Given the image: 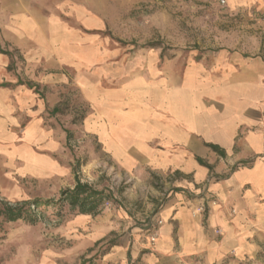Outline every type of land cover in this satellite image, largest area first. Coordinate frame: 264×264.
Instances as JSON below:
<instances>
[{"label":"rangeland","instance_id":"obj_1","mask_svg":"<svg viewBox=\"0 0 264 264\" xmlns=\"http://www.w3.org/2000/svg\"><path fill=\"white\" fill-rule=\"evenodd\" d=\"M221 1L5 0L0 5V47L13 53L0 54V85L15 93L26 88L16 87L18 80L31 82L44 96L35 94L32 114H41L33 122L39 132L35 141L5 137L27 128L31 112L25 106L13 111L22 119L21 128L10 124L7 132L0 131V198L11 204L58 201L75 185L73 167L80 160V180L115 200H105L96 214L59 203L36 209L34 223L4 224L0 264H80L93 256L98 264L113 249L105 254L111 242L133 239L136 228L146 234L179 177L120 170L93 132L104 114L95 102L127 82L136 86L155 78L164 63L170 70L183 71L197 62L199 70L220 71L227 56L253 53L260 45L264 56V20L232 12ZM21 10L44 31L36 41L16 46L14 20L17 13L23 17ZM156 42L161 48H143ZM57 107L60 112L52 115Z\"/></svg>","mask_w":264,"mask_h":264},{"label":"crops","instance_id":"obj_2","mask_svg":"<svg viewBox=\"0 0 264 264\" xmlns=\"http://www.w3.org/2000/svg\"><path fill=\"white\" fill-rule=\"evenodd\" d=\"M224 1L232 12L264 20V0ZM25 14L21 10L23 17L15 16L16 46L38 39L37 23ZM261 51L262 45L253 53L227 56L220 71L199 70L197 62L183 71L170 70L164 63L155 78L136 86L127 82L99 96L95 103L104 114L93 132L115 165L126 174L179 180L146 234L134 229L133 239L117 243L98 264H264ZM25 87L13 93L0 85V131L7 132L10 124L21 128L22 119L13 111L25 106L31 112L27 128L5 137L30 143L38 138L33 122L41 114H32L37 93ZM206 145L218 146L225 156Z\"/></svg>","mask_w":264,"mask_h":264},{"label":"trees","instance_id":"obj_3","mask_svg":"<svg viewBox=\"0 0 264 264\" xmlns=\"http://www.w3.org/2000/svg\"><path fill=\"white\" fill-rule=\"evenodd\" d=\"M122 45H133L135 47H138L136 44H128L125 42H120ZM162 43L156 42V43H149L143 48L148 49H155V48H161ZM0 54L2 55H8L13 56V53L9 50H4L0 47ZM163 58V55H161ZM17 85H26L29 89L34 90L37 94H39L42 98H44L43 94L41 93L40 87L36 84H33L31 82H24L22 80H18ZM2 87H9L7 84H3ZM60 112V109L54 108L51 112L52 115H57ZM67 134V140L70 141L72 134L69 131H66ZM213 151L217 152L221 156H225V153L223 150H221L218 146L214 145H206ZM199 163L203 166L208 167L211 169L209 165H207L203 160L198 159ZM83 166L81 164L80 160H76V164L73 167V171L75 173L76 183L72 189H66L62 191L60 199L58 201L56 200H35V201H27V202H21L16 204H11L8 202H5L0 198V227H2L4 224L9 223H16L18 221H24L28 223H34L35 220L32 216V213H35L36 209H39L40 207H49L54 206L59 203H67L72 209L78 210L82 214H96L99 210L100 205L105 201H113L115 202L113 195L107 194L104 190H97L90 186L89 184H84L80 178L78 177V173L80 168ZM116 242H111L108 245V248L105 252L108 253V251L116 246ZM98 257L93 256L91 258H83L80 264H97Z\"/></svg>","mask_w":264,"mask_h":264},{"label":"built area","instance_id":"obj_4","mask_svg":"<svg viewBox=\"0 0 264 264\" xmlns=\"http://www.w3.org/2000/svg\"><path fill=\"white\" fill-rule=\"evenodd\" d=\"M221 3L223 5H226V2L224 0H222ZM161 224H162V222L159 223V225H161ZM218 233H221V232L218 231ZM156 239H157V234L156 233L152 234L151 243L154 244L156 242Z\"/></svg>","mask_w":264,"mask_h":264}]
</instances>
